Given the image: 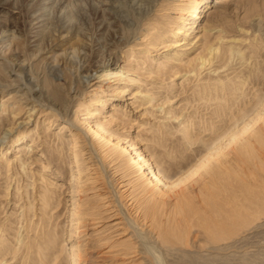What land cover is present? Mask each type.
I'll return each instance as SVG.
<instances>
[{
    "label": "rangeland",
    "instance_id": "374dc122",
    "mask_svg": "<svg viewBox=\"0 0 264 264\" xmlns=\"http://www.w3.org/2000/svg\"><path fill=\"white\" fill-rule=\"evenodd\" d=\"M214 1L0 0V264L264 263L213 249H264V0ZM185 3L182 30L205 29L173 48ZM115 142L177 184H148ZM215 149L204 189L189 171Z\"/></svg>",
    "mask_w": 264,
    "mask_h": 264
},
{
    "label": "bare ground",
    "instance_id": "6f19581e",
    "mask_svg": "<svg viewBox=\"0 0 264 264\" xmlns=\"http://www.w3.org/2000/svg\"><path fill=\"white\" fill-rule=\"evenodd\" d=\"M178 1H183V0H178ZM187 1V0H185ZM235 1H243V0H215L214 1V6H221V5H226V4H229L231 2H235ZM206 1H204L203 3H205ZM186 4V3H185ZM207 8L208 5H203L202 6V10L201 11H198L196 13V15L198 16H201L199 13L200 12H205L207 11ZM192 15V12H191V6L190 5H187L184 7L183 9V13H182V18H181V22H180V26L177 28V31H176V39L173 41V43L171 44L173 48L175 47H180V46H185V45H191L195 39H197L198 37V33L200 32H203L204 31V26H203V23H199V24H196L195 26L192 24L191 26H189V29H191L192 31L190 32H185L183 31V26L184 24L186 23L187 19H190V16ZM44 16H46V14L44 13V10L43 11H40L38 12L37 14H35L34 18L37 19V23H39L40 25L39 26H44L45 25V28H47V32H50L52 31L53 29H57V25L56 24H49L48 22L44 23V21L46 20V18H44ZM196 16V17H197ZM199 16L197 18H199ZM204 16V15H203ZM202 16V17H203ZM62 22H60L58 24V29H63V26L61 25ZM65 22H63L64 24ZM183 34V37L179 38V36ZM189 39H193L192 41L189 40ZM65 54V59H67V61H71V57H68V54H70L68 52V54H66V52L64 53ZM176 55V54H174ZM140 56V54L138 55ZM158 57H154L153 58V61H157ZM156 63V62H155ZM122 72V71H121ZM127 74V73H126ZM106 76H111L112 77H115V76H120L119 80L121 79V73L120 71H111V72H108L105 74ZM123 78V77H122ZM126 78H128L126 76ZM123 80V79H122ZM129 81V79H128ZM126 82V81H125ZM130 82V81H129ZM125 92V91H123ZM127 92V91H126ZM125 92V93H126ZM141 90L140 91H137L135 90L132 94L133 95H137V94H140ZM143 92V91H142ZM132 98V97H131ZM93 99V98H92ZM97 100V98H96ZM89 102V101H88ZM90 104V107L88 109H86V116H85V119H87V127H86V130L92 135V137H94L95 139H98V140H101L102 142L105 141V142H108L111 144V140L112 139H109L108 138V135L106 134V132H104V130L102 129L101 126H99L97 123H93L91 124V121L93 122H97V116L99 114V111L95 108L94 104L95 102H89ZM160 107H162L160 105ZM2 111H3V107L1 108ZM33 109V108H32ZM17 112V111H16ZM13 115H15V113H13ZM111 115L110 113H105L103 114L102 117H107L109 118ZM114 116V115H113ZM13 117V116H12ZM89 119V120H88ZM99 122V121H98ZM85 130V131H86ZM88 133V134H89ZM77 135V134H76ZM25 135H22L20 137H18L17 140H21V139H24ZM110 137V136H109ZM231 138H233V136H231ZM78 139V138H77ZM76 139V140H77ZM117 142V141H116ZM112 143L113 146L115 148H120L121 152H124L125 154L127 153L128 155V161L131 165H133L134 167L137 168V170H141L142 172V176L146 179L147 183L148 184H153L155 187L158 186L160 188H165V189H169V187H172L173 184H177L176 182L175 183H170L169 184L166 182H164L161 178V176H159L157 173H153L147 163L139 156V154H136L135 152L133 151H130L129 147H127L126 145H120L119 143ZM227 143V142H226ZM73 145V144H72ZM222 145V144H221ZM224 146V145H223ZM237 146V145H236ZM245 146V145H244ZM243 146V147H244ZM226 147V146H225ZM30 149V146L28 147V150ZM113 150H116V149H113ZM217 149H215L213 152H209V153H206L199 161L198 163L196 164V166L194 165V167L189 171V173L191 175L193 174H196L197 171L199 170H202L203 168V175L201 174L199 178H197V180L195 179V181H198L199 184H201L204 189H205V186L207 184V182H210L211 178L213 176L216 175L217 171L221 168V163L218 161V160H215V162L213 161H210V157L212 155H214V152H216ZM247 150V149H246ZM220 152V151H219ZM230 154V153H229ZM18 155V154H17ZM246 155V154H245ZM220 157V156H219ZM212 162V163H211ZM9 163V162H8ZM175 186V185H174ZM187 186V185H186ZM173 188V187H172ZM200 189V188H199ZM203 189V188H202ZM203 189V190H204ZM145 191V189H144ZM151 191V190H150ZM178 191V190H177ZM176 193V192H175ZM164 194V193H163ZM185 193L183 191V189H179V191L177 192L176 194V197H180L179 199L182 201V198H186L185 196ZM185 195V196H184ZM175 196V195H174ZM179 199H176V200H179ZM185 200V199H184ZM188 200V199H186ZM180 202V201H178ZM184 202V201H183ZM182 202V203H183ZM158 203V202H157ZM181 203V202H180ZM186 204V203H185ZM188 204V203H187ZM200 204V203H199ZM184 205V204H183ZM157 206V204H156ZM175 206V205H174ZM188 210V209H187ZM155 211V206L151 205V206H147L145 208V214L147 213H153ZM144 214V216H145ZM77 223V222H76ZM262 226H264V222L260 223V224H257L254 226V228H263ZM143 238V237H142ZM229 238V237H228ZM231 239V238H230ZM143 240V239H142ZM264 241V240H263ZM3 238H2V235H1V231H0V254H2L3 252ZM250 244V245H248ZM244 248L245 250H243L242 252V255L241 258H247V256H249L250 258L248 260H250L249 262L251 263H259V261L257 262L256 261V257L258 256V254H261V255H264V249L262 250H257L254 254H252L250 252V250H247L248 247H257V244L256 242H249V241H240L239 239L238 240H231L230 242L228 243H223V244H218L217 246H214L213 249L214 250H217L215 252L217 253H220L221 252H224L230 248ZM151 251V250H150ZM4 253V252H3ZM4 257V256H3ZM264 257V256H263ZM155 258V261L156 262H159V257L158 256H154ZM4 258H1L0 261H2ZM4 261V260H3ZM264 262V258L262 260ZM71 264H82V260H81V256L79 255V253L77 252H74L72 253V256H71ZM259 264H264V263H259Z\"/></svg>",
    "mask_w": 264,
    "mask_h": 264
}]
</instances>
